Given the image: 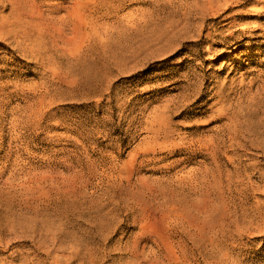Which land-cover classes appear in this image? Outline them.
Instances as JSON below:
<instances>
[{
    "label": "rangeland",
    "instance_id": "obj_1",
    "mask_svg": "<svg viewBox=\"0 0 264 264\" xmlns=\"http://www.w3.org/2000/svg\"><path fill=\"white\" fill-rule=\"evenodd\" d=\"M0 264H264V0H0Z\"/></svg>",
    "mask_w": 264,
    "mask_h": 264
}]
</instances>
